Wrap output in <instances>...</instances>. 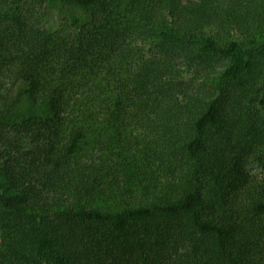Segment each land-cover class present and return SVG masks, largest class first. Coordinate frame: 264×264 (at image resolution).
Masks as SVG:
<instances>
[{"label":"trees","instance_id":"1","mask_svg":"<svg viewBox=\"0 0 264 264\" xmlns=\"http://www.w3.org/2000/svg\"><path fill=\"white\" fill-rule=\"evenodd\" d=\"M0 264H264V0H0Z\"/></svg>","mask_w":264,"mask_h":264},{"label":"rangeland","instance_id":"2","mask_svg":"<svg viewBox=\"0 0 264 264\" xmlns=\"http://www.w3.org/2000/svg\"><path fill=\"white\" fill-rule=\"evenodd\" d=\"M58 11V8L55 9ZM55 10L53 11L55 13ZM59 12V11H58ZM249 169L252 171V172H259L260 171V168H259V165L255 162H251L249 165H248Z\"/></svg>","mask_w":264,"mask_h":264}]
</instances>
